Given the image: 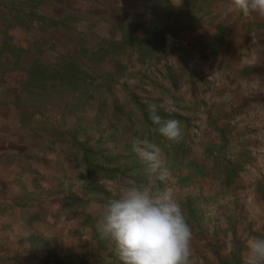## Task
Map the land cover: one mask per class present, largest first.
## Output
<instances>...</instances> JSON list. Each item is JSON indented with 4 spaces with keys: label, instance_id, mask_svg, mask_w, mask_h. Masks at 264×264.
Listing matches in <instances>:
<instances>
[{
    "label": "rangeland",
    "instance_id": "obj_1",
    "mask_svg": "<svg viewBox=\"0 0 264 264\" xmlns=\"http://www.w3.org/2000/svg\"><path fill=\"white\" fill-rule=\"evenodd\" d=\"M229 2L0 0L61 23L6 33L0 21V45L7 34L26 52L21 67L7 53L0 67V264H120L96 225L115 191L145 181L132 151L133 139L145 137L161 147L192 229L191 264H242L246 240L264 237V17L228 12ZM147 28L165 37L142 62L124 52L119 67L111 57L85 59L117 75L119 93L100 83L90 105L69 107L77 113L55 103L22 121L15 96L31 63L61 67L62 56L81 58L76 41L95 49L122 29L143 38ZM150 105L181 122L180 141L154 130ZM74 136L104 152L114 179L84 171Z\"/></svg>",
    "mask_w": 264,
    "mask_h": 264
},
{
    "label": "clouds",
    "instance_id": "obj_2",
    "mask_svg": "<svg viewBox=\"0 0 264 264\" xmlns=\"http://www.w3.org/2000/svg\"><path fill=\"white\" fill-rule=\"evenodd\" d=\"M228 12L264 17V0H230ZM155 131L170 141L183 138L181 122L163 119L149 106ZM132 151L144 165L145 181L125 185L101 206L97 232L113 245L120 264H191L192 229L168 183L170 172L161 147L133 139ZM242 264H264V237L246 240Z\"/></svg>",
    "mask_w": 264,
    "mask_h": 264
},
{
    "label": "trees",
    "instance_id": "obj_3",
    "mask_svg": "<svg viewBox=\"0 0 264 264\" xmlns=\"http://www.w3.org/2000/svg\"><path fill=\"white\" fill-rule=\"evenodd\" d=\"M22 9L23 6H0V21L6 25V33L12 28L28 30L33 25L39 26L42 30L49 28L57 30L61 25L60 22L48 20L41 16L36 9L28 11ZM62 28L65 31L68 30L65 26ZM119 28H123V26L120 25ZM142 34L143 38H137L134 34L122 29L118 40L98 39L95 49H89L84 42H75L72 38H69L71 42H75L78 45L81 58L72 55L62 56L61 67L47 66L39 60L31 63L29 67L24 69L26 75L25 84L15 96L16 105L21 111L22 121L25 122L26 119L33 120V117L39 116L43 109L55 103L63 104L64 108L72 106L75 109L78 106L79 108H84L95 99L96 88H98L97 90L101 88L100 83L107 86L108 92L112 97L113 91L116 94L119 93L120 91L112 89L114 86L120 89L115 80L117 75L93 70L85 63V59L99 64L105 61L107 57H111L117 67H119V57L124 52L129 55L137 54V60L140 59V62H142L145 57L162 48L160 43L165 37V32L162 30L149 32L147 28L144 29ZM6 35L3 44L0 45V67L4 64L2 56L6 53L11 57L13 66L16 68L21 67V58L23 53L26 52L9 43L8 40L10 38ZM114 103L116 104V102ZM139 109L142 111L143 107L139 106ZM69 110L72 113H77L70 108ZM141 113L144 117L148 116L147 112ZM147 120L151 122L148 117ZM72 145L77 149L74 152L75 158L80 160V166L83 167L86 173H94L103 179H114L118 172L110 168L113 162L107 161L104 152L91 151L89 144L78 140L76 136L72 139ZM54 258L58 260L57 257L54 256Z\"/></svg>",
    "mask_w": 264,
    "mask_h": 264
}]
</instances>
